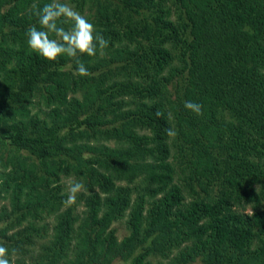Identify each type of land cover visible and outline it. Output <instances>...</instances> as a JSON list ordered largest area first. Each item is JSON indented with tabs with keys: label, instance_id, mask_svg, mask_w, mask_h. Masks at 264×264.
Segmentation results:
<instances>
[{
	"label": "trees",
	"instance_id": "trees-1",
	"mask_svg": "<svg viewBox=\"0 0 264 264\" xmlns=\"http://www.w3.org/2000/svg\"><path fill=\"white\" fill-rule=\"evenodd\" d=\"M49 2L0 0L11 264H264V0H92L109 46L87 77L29 48Z\"/></svg>",
	"mask_w": 264,
	"mask_h": 264
},
{
	"label": "clouds",
	"instance_id": "clouds-1",
	"mask_svg": "<svg viewBox=\"0 0 264 264\" xmlns=\"http://www.w3.org/2000/svg\"><path fill=\"white\" fill-rule=\"evenodd\" d=\"M33 15L37 17L39 28L35 25L26 30L29 48L42 56L45 60L56 61L61 56L73 58L76 64L75 75L87 77L91 75L88 68L79 59L82 55L96 57L103 56L109 46V41L97 33L95 25L67 0H50L42 7L32 6ZM70 25V27H65ZM187 110L195 115L203 114V105L194 101H185ZM162 113L158 112L157 116ZM178 133L173 128L166 129V135L174 138ZM65 187L68 193L63 201L66 206L76 204L77 195L86 191L82 179L75 177L65 178ZM249 212L253 215L250 208ZM16 253L11 252L4 242H0V264H11L10 257Z\"/></svg>",
	"mask_w": 264,
	"mask_h": 264
},
{
	"label": "rangeland",
	"instance_id": "rangeland-1",
	"mask_svg": "<svg viewBox=\"0 0 264 264\" xmlns=\"http://www.w3.org/2000/svg\"><path fill=\"white\" fill-rule=\"evenodd\" d=\"M67 2L70 3L72 6H74V8L77 11L81 12V14L85 15L87 18L92 17V14L95 9L94 6L92 5V0H67ZM64 184H65V179H64ZM113 227L116 230L117 237L119 239H122L124 236L128 234L124 221L115 222L113 224ZM113 264H129V263L123 261H115ZM195 264H201V263H195Z\"/></svg>",
	"mask_w": 264,
	"mask_h": 264
}]
</instances>
